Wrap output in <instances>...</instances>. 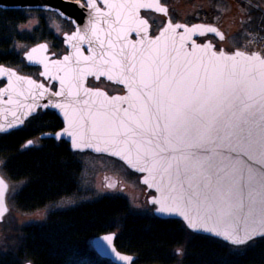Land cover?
Listing matches in <instances>:
<instances>
[{"label":"snow or ice","instance_id":"6c2138e0","mask_svg":"<svg viewBox=\"0 0 264 264\" xmlns=\"http://www.w3.org/2000/svg\"><path fill=\"white\" fill-rule=\"evenodd\" d=\"M102 2L108 11L97 7V0H87L93 15L86 31L66 38L76 49L74 63L69 55L62 61L37 60L36 53L46 50L45 45L27 53L28 61L44 64L41 75H50V68L64 73L52 79L61 84V91L54 95L66 96L65 102L44 105L61 109L66 118L67 128L56 138L66 133L73 148L93 147L97 121L103 120L107 138L98 140L95 150L111 149L112 155L132 168L147 172L143 182L161 193L150 201L160 204L159 213L178 214L193 231L213 233L235 248L264 237V55L240 50L229 54L211 43L198 45L193 34L211 33L221 42L226 39L217 27L207 24L188 27L169 18L159 34L151 36L149 19L140 10L168 15L159 0ZM131 33L139 39L130 40ZM189 41L190 51L185 47ZM81 42L96 45L89 49L92 55L82 54ZM89 75L115 78L127 86L129 95L110 98L100 90L88 89L83 80ZM0 76L8 77L0 96L7 92L9 104L18 103L13 95L24 96L27 91L35 99V90L41 97L47 91L2 66ZM125 103L128 107H123ZM20 107H27L25 117L36 111L34 105ZM23 123L17 117L8 128ZM86 123L91 138L85 136ZM33 143L29 140L23 148ZM7 187L0 178V216L6 211ZM213 218L225 226L210 227ZM113 235L101 238L106 242L101 250L112 245ZM116 256L124 262L133 259Z\"/></svg>","mask_w":264,"mask_h":264},{"label":"trees","instance_id":"16d2710c","mask_svg":"<svg viewBox=\"0 0 264 264\" xmlns=\"http://www.w3.org/2000/svg\"><path fill=\"white\" fill-rule=\"evenodd\" d=\"M240 3L244 5L242 0ZM250 9L257 20L252 31L264 38V13ZM29 12L32 10L0 8V64L31 73L34 68L12 51L14 43L32 45L44 40L53 50L62 44L41 20L30 31L20 30ZM60 126L57 115L45 111L29 117L19 129L0 133V173L9 182L10 209L31 212L47 207L45 217L22 225L15 237L0 247V264H114L90 245V238L105 232H115L114 245L134 256L131 264H264V237L235 248L194 234L177 219L158 218L149 208L142 211L118 194L80 200L65 208L55 205L77 189L79 164L75 156L79 153L70 151L64 140L52 138L37 139L38 144L27 149L23 145Z\"/></svg>","mask_w":264,"mask_h":264},{"label":"water","instance_id":"95a60500","mask_svg":"<svg viewBox=\"0 0 264 264\" xmlns=\"http://www.w3.org/2000/svg\"><path fill=\"white\" fill-rule=\"evenodd\" d=\"M100 3L101 6H99L97 4V7L101 8V10L103 11H108V9L105 7V5L103 4L102 0H97V3ZM0 8L2 9H39V10H45V11H52L55 12L60 18L67 20L71 23V25L73 26V29L69 32H63L60 37L62 38V43L63 46L66 48V52L62 53L60 56H55L54 52H49V47L48 44L45 41H40L37 42L31 46H29L23 53H22V58L24 60V63L26 65L29 66H37L39 67V71H38V79L33 78L30 75H26V74H22L19 73L15 68L10 67V66H5L3 64H0V66H2L4 68L5 71H14L16 72V74L18 76L27 78V79H31L33 81L36 82V84H41L44 86L45 89H47V91L45 92V94L41 97L39 95V90H35V99L33 98V96L31 94H29L27 91H25V95L24 96H16L13 95V100L14 101H18V103H14V104H9L7 103L8 100V93L5 92L2 96H0V126H3L4 131H0V133H8L12 130H16L19 129L20 127H22L23 125H16L13 128H8L9 124H14L15 120L17 117H19V119L23 120L24 122L26 121V119H28L29 117L33 116L38 109L41 110H51L53 111L58 118L61 121V127L56 129L55 131H44L42 133H40L38 135V138L42 139V138H52L55 141H59V140H64L67 144L68 147L70 149V151L72 152H90L94 155H104L107 157H111L113 159H115L116 161L120 162L121 164H123L129 171L134 172L136 174L139 175V182L140 184H142L146 191H151L152 194L150 196H148L147 198V202L150 206H152V213L153 215H155L158 218L161 219H177L179 221L182 222V224L184 225V227L194 233V234H200V235H205V236H209L211 238L217 239L219 241H222L228 245H230L228 242H226L222 237L216 236L213 233L210 232H205L203 229L199 230V231H193L192 229H190L187 225V222L184 220V218L178 214L172 213V214H161L157 211V209L160 207L159 203H151L150 201L152 200V198H159L161 193L157 191V189L155 187H149L148 184H145L143 181L146 177H148V173L147 172H139L136 169L132 168L131 166H129L125 160L121 159L120 156H116V155H112L111 154V149H109L108 151H96L95 150V145L97 143L98 140L100 139H106V135L105 133L108 131V128L106 126V124L104 123L103 120H99L97 121V126H96V132H95V136L96 139L91 140L93 147H80V148H73V141L72 138L70 136H68L66 133L60 138L57 139L56 138V134L57 133H61L62 130L67 128V122H66V118L64 116V113L61 109H57L54 107H47L45 108L44 105L49 104H55V103H64L66 100V96L64 97H59L54 95V93L61 91V84L60 81L58 79H52V75H60L63 76L64 73L63 72H57L56 68H50V75H41V73H43L45 71L44 68V64L43 63H37L35 61H28L27 60V53H29L31 51V49L33 48H39L40 45H45L46 46V50L44 51H39L36 53V57L37 60L40 59L41 57H47L48 60H63V57L65 55H69V56H73V63L75 61V57H74V53L76 51V49L72 46V44L70 43H66V38L71 36L73 33L80 31L81 33L85 32L87 27H88V22L92 19V15H93V9H91L88 6L87 0H2V2H0ZM58 10V11H57ZM154 10V9H152ZM155 11V10H154ZM60 13H63V15H60ZM114 19V17H113ZM168 19L165 21L167 22ZM175 23H180L183 25H186L188 27H191L192 25H198V24H207V25H212L217 27L221 32L222 30L214 23H208V22H193L190 24H186V23H182V22H175ZM174 23V24H175ZM101 26H103L104 28H107V25H103L102 21H101ZM164 26V24L159 28L158 32L154 35L151 36H155L159 34L160 29ZM183 29H177V32H182ZM223 33V32H222ZM210 35H214L211 33H207ZM206 34V35H207ZM131 35L134 36V38L131 37ZM215 36V35H214ZM198 36L196 34H193V39L196 41V43L198 45H204L205 43H211L209 40H204L203 42H198L196 39ZM129 39L132 41H136L139 39V37L137 35H135L134 33L129 34ZM217 39L219 40V38L217 37ZM72 43H77L76 41H73ZM214 45V44H213ZM91 48H96L95 44L90 45L87 42H81L79 43V49L82 52V54L84 56H90L92 55V53L89 51V49ZM186 49L190 51L191 48V41L187 42L185 45ZM222 48V47H221ZM220 49V48H219ZM217 49V50H219ZM224 49V48H223ZM97 53L99 52L98 49ZM236 50H240L242 52H246V53H252V52H257L260 53L257 49H253V50H244V49H240V48H234L232 50H225L226 53H233ZM261 54V53H260ZM88 77H93L94 79H98L97 75H89V76H85L83 83L84 86L88 89H92V90H100L102 92H104L108 97H124V96H128L129 95V91L128 88L125 84H121L118 83L117 80L114 78L113 80H108L107 76H100L101 78H103L106 81L118 84L120 86H122L123 88V92L122 93H113V94H108L106 91H104L103 89L100 88H89L85 85L86 79ZM0 79L4 80V83L0 86V89L6 88L8 85V77L7 76H0ZM54 83L55 84V88L52 89L50 87V85ZM26 87V86H25ZM66 92V90H65ZM20 105H34L36 108V111L31 113L28 117H25L23 115L24 111H28L27 107L21 108ZM123 107H128V104L125 103L123 105ZM13 112H15V116H13ZM24 124V123H23ZM84 133L86 138H91L93 136V133L90 131V125H88L87 123L85 124V128H84ZM42 134H50V135H42ZM31 141H33L32 139H29ZM27 140V141H29ZM26 141V142H27ZM25 142V143H26ZM24 143V144H25ZM33 145V144H32ZM31 145V146H32ZM101 146L103 147V145L101 144ZM225 154H227L225 152ZM0 178H2L5 183L7 184V189L4 192V207L6 209V211L3 213L2 216H0V221L4 218V216L8 213L9 211V205L7 203V194L9 192V182L8 180H6V178H4V176L0 173ZM209 226L210 227H216V228H223L225 225L223 223H220L219 221H217L216 218H213L212 221H209ZM113 235V241H112V245L108 248H104L103 250H101L100 245L106 243L104 241H102V237L107 236V235ZM114 237H115V233L114 232H105V233H101L98 235L93 236L90 239V244L92 246V248L95 250V252L102 258H106L108 260H110L112 263L114 264H131L134 260V256L128 253H124L119 251L115 245H114ZM260 238V237H258ZM257 239V238H256ZM232 246V245H231ZM110 248H114L115 251L112 252L110 250ZM116 254H121V255H126V256H130L133 259L131 261L128 262H124V261H120ZM23 264H32L30 261H25L23 262Z\"/></svg>","mask_w":264,"mask_h":264},{"label":"rangeland","instance_id":"374dc122","mask_svg":"<svg viewBox=\"0 0 264 264\" xmlns=\"http://www.w3.org/2000/svg\"><path fill=\"white\" fill-rule=\"evenodd\" d=\"M164 1L173 3L175 17L180 20L216 24L226 36L223 42L215 38L212 40L215 42L216 49L221 47L227 51L234 48L261 51L263 49L260 47L261 43H264L263 36L252 31L255 29L254 26H256L257 20L250 8H258L264 13V0H242L244 5L240 3L241 0ZM40 20L47 24L48 28L57 37H60L63 32H67L70 28L68 22L54 12L32 10L28 13L26 21L20 24L19 29L30 31L39 24ZM260 39H262L261 42ZM29 45V43L18 41L13 44L12 51L21 55ZM37 143L38 141H35L36 145ZM75 158L79 164V179L81 182L75 191L76 193L74 192L75 194L64 196L55 205L65 208L80 200L91 201L96 197L118 194L125 197L129 204L142 211H148V202L145 194H143V186L138 182L137 177L130 174L121 163L111 157L93 155L88 152L79 153ZM110 177L119 179L118 184L123 186L122 189L107 187L111 182ZM46 211L47 207L31 212H19L9 207L8 213L0 221V247H4L10 242L11 236L15 237L16 232L22 225L45 217Z\"/></svg>","mask_w":264,"mask_h":264},{"label":"flooded vegetation","instance_id":"af4514ba","mask_svg":"<svg viewBox=\"0 0 264 264\" xmlns=\"http://www.w3.org/2000/svg\"><path fill=\"white\" fill-rule=\"evenodd\" d=\"M159 2L161 3L162 6H165L168 8V15H165L163 13H159V12H156L152 9H141L140 12H141V16L144 17V18H147L149 19V23L151 25V28H150V35H154L158 32L159 28L165 23V21L167 19H171L172 23H175V22H182V23H186V24H190L192 22H185L183 20H180L178 18L175 17V14H174V6H173V3L171 2H168V1H164V0H159ZM99 6H101V4L98 2L97 3ZM34 10H37V9H34ZM52 12V11H51ZM55 13V12H54ZM56 14V13H55ZM66 21V20H65ZM68 22L69 24V29L67 30V32L71 31L73 29V26L71 25V23L69 21H66ZM132 38H134L133 35H131ZM61 38V37H60ZM217 39L216 36L214 35H210V34H207L205 36H201V37H198L196 40L198 42H203L204 40H209L210 42L212 40ZM218 40V39H217ZM44 41V40H42ZM213 42V41H212ZM48 44V47H49V52H54L55 56H60L62 53L66 52V48L63 46V43H62V38H61V48H59V50H53L51 45L47 42ZM213 44L215 45V42H213ZM33 45V44H32ZM21 57H22V54H21ZM23 59V58H22ZM24 61V60H23ZM25 64V63H24ZM4 65V64H3ZM26 65V64H25ZM5 66H8V65H5ZM28 67H33V71H31L32 73H30V70L28 71H24V70H20L13 67V66H10V67H13L15 68L19 73H22V74H26V75H30L32 76L33 78L35 79H38L39 76H38V71H39V67L37 66H29V65H26ZM4 83V80L3 79H0V86ZM85 85L89 88H100V89H103L104 91H106L108 94H113V93H122L124 90L122 88V86L118 85V84H115V83H112V82H109V81H106L104 80L103 78L99 77V79H94L93 77H88L86 79V82H85ZM50 87L52 89L55 88V84L52 83L50 85ZM45 111H51V110H48V109H45V110H41V109H38L37 112L35 114H37L38 112H45ZM53 112V111H51ZM34 114V115H35ZM58 117V116H57ZM27 120V119H26ZM60 120V119H59ZM62 125V124H61ZM61 127V126H60ZM59 127V128H60ZM55 131V130H54ZM37 139L39 138H33V144H35V141H38ZM43 139V138H42ZM38 144V143H37ZM130 174L134 175L137 177V180L139 182V176L130 172L129 170H127ZM111 179V184H115V187H119L122 189V185H119L118 181L119 179H115L113 177H110ZM77 183L79 185V183L81 182V180L79 179V177L77 178ZM78 187V186H77ZM143 189H144V193L145 194V198L147 200L148 196L150 194H152V192L150 191H146V189L144 188L143 186ZM148 205V204H147ZM148 208L150 209V211L152 212V207L148 205Z\"/></svg>","mask_w":264,"mask_h":264},{"label":"built area","instance_id":"2783aa9c","mask_svg":"<svg viewBox=\"0 0 264 264\" xmlns=\"http://www.w3.org/2000/svg\"><path fill=\"white\" fill-rule=\"evenodd\" d=\"M251 35H253V34L251 33ZM251 40H252V39H251ZM261 40H262V39H260V42H261ZM260 46H263V43H261V45H260Z\"/></svg>","mask_w":264,"mask_h":264}]
</instances>
